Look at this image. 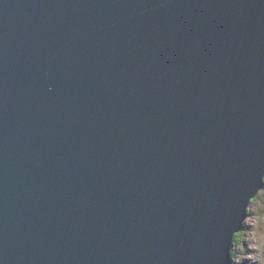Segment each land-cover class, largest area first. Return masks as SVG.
I'll use <instances>...</instances> for the list:
<instances>
[{
	"label": "water",
	"instance_id": "1",
	"mask_svg": "<svg viewBox=\"0 0 264 264\" xmlns=\"http://www.w3.org/2000/svg\"><path fill=\"white\" fill-rule=\"evenodd\" d=\"M263 177L264 0H0V264H230Z\"/></svg>",
	"mask_w": 264,
	"mask_h": 264
},
{
	"label": "rangeland",
	"instance_id": "2",
	"mask_svg": "<svg viewBox=\"0 0 264 264\" xmlns=\"http://www.w3.org/2000/svg\"><path fill=\"white\" fill-rule=\"evenodd\" d=\"M257 197L259 198H255V201L250 203L247 208L248 211H251V214L245 219V225L248 226V229L243 234V243L234 245V249L238 251V254L236 255V262L233 264H245V260H248L247 264H264L263 188L258 192Z\"/></svg>",
	"mask_w": 264,
	"mask_h": 264
},
{
	"label": "trees",
	"instance_id": "3",
	"mask_svg": "<svg viewBox=\"0 0 264 264\" xmlns=\"http://www.w3.org/2000/svg\"><path fill=\"white\" fill-rule=\"evenodd\" d=\"M264 182V181H263ZM264 189V187H263ZM258 195V194H257ZM257 195L251 200L250 203H253L255 201V198L258 199L259 197H257ZM253 205V204H252ZM251 214V211H247V216L248 217L249 215ZM248 229V226L245 225L244 223V227L241 231L237 232L234 234V237H233V243H232V247L230 249V257H231V263L230 264H233L234 262H236V255L238 254V251H236L234 249V245L236 243H243V234L245 233V231ZM242 254V253H240ZM248 263V260H245V264ZM256 263V262H255Z\"/></svg>",
	"mask_w": 264,
	"mask_h": 264
},
{
	"label": "bare ground",
	"instance_id": "4",
	"mask_svg": "<svg viewBox=\"0 0 264 264\" xmlns=\"http://www.w3.org/2000/svg\"><path fill=\"white\" fill-rule=\"evenodd\" d=\"M263 181H264V177H263ZM263 183H264V182H263ZM257 194H258V193H257ZM257 194H256V195H257ZM256 195H255V196H256ZM255 196H254V197H255ZM254 197H253V198H254ZM253 198H252V199H253ZM252 199H251V200H252ZM251 200H250V202H251ZM250 202H249V204H250ZM249 204H248V207H249ZM247 211H248V209H247ZM246 218H247V217H246ZM243 223H244V222H243ZM242 227H243V225H242Z\"/></svg>",
	"mask_w": 264,
	"mask_h": 264
}]
</instances>
